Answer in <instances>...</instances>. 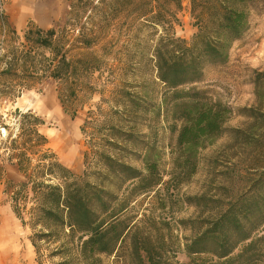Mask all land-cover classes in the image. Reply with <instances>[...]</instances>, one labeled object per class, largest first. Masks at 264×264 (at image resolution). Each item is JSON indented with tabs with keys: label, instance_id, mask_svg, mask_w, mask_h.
<instances>
[{
	"label": "trees",
	"instance_id": "obj_1",
	"mask_svg": "<svg viewBox=\"0 0 264 264\" xmlns=\"http://www.w3.org/2000/svg\"><path fill=\"white\" fill-rule=\"evenodd\" d=\"M259 3L191 0L197 31L189 40L173 32L180 0H109L105 6L109 19L129 16L132 23L161 28L153 49L156 77L167 91L162 102L177 106L182 120L169 182L180 184L193 175L201 151L222 138L225 141L206 162L214 171L240 174L241 186L232 195L184 196L198 209L195 218L179 220L194 229L183 237L180 249L189 261L174 260L170 226L160 215L152 212L137 219L129 209L139 197L155 200L161 210L172 206L167 183L159 188L163 179L154 161L144 160L139 169L101 153L95 179L80 178L48 147L47 137L38 131L42 120L30 111L17 110L20 126L9 140L10 158L24 180L14 198L31 199L28 222L23 223L29 225L38 259L47 246L49 264H264V234L259 235L264 229V68L254 70L255 103L236 110L244 119L235 126L227 125L232 110L226 104L196 88H182L199 82L208 65L227 61L233 42L246 32ZM0 21L6 24L1 15ZM55 33L53 28L42 30L28 23L24 37L50 48ZM15 62L17 58L9 59L0 70V92L6 90ZM68 63L61 55L50 76L59 79ZM30 79L22 75L19 83L25 86Z\"/></svg>",
	"mask_w": 264,
	"mask_h": 264
},
{
	"label": "rangeland",
	"instance_id": "obj_2",
	"mask_svg": "<svg viewBox=\"0 0 264 264\" xmlns=\"http://www.w3.org/2000/svg\"><path fill=\"white\" fill-rule=\"evenodd\" d=\"M108 2L0 0V15L6 23L0 21V70L9 59H18L8 72L6 90L0 92V264L51 261L47 246L41 249L38 259L30 241L29 225L23 223L28 222L31 199L24 195L14 198L24 180L15 160L10 158L13 152L9 140L20 126L17 110L30 111L42 120L38 131L47 137L48 147L80 178L95 179L93 173L101 153L139 169L144 160L154 161L163 179L159 188L164 189L167 183L172 206L161 210L155 200L139 197L129 209L137 219L153 212L169 223L171 248L177 262L189 261L180 249L183 237L194 232L179 220L198 215V209L187 204L184 196L214 197L215 193L217 198H223L236 193L241 186L239 173L226 169L217 172L206 162L225 138L201 151L198 169L188 179L180 184L169 182L182 120L177 116V106L162 102L167 91L156 77L153 49L161 28L140 26L132 23L129 16L109 19L105 12ZM180 2V9L175 10L179 21L173 24V32L176 37L189 40L197 31L196 20L191 0ZM23 3L32 7L44 4L54 12L44 25L38 23L33 11L25 12V19L33 28L56 30L50 48L25 39L26 26L13 17L15 8ZM61 55L69 63L60 70L59 79H54L49 72ZM263 68L264 0H260L251 13L246 32L233 42L227 61L208 65L199 82L182 88H196L208 98L226 104L232 110L227 125L235 126L244 119L236 115V110L255 103L254 70ZM22 75L33 79L22 86ZM260 234H264V229Z\"/></svg>",
	"mask_w": 264,
	"mask_h": 264
},
{
	"label": "bare ground",
	"instance_id": "obj_3",
	"mask_svg": "<svg viewBox=\"0 0 264 264\" xmlns=\"http://www.w3.org/2000/svg\"><path fill=\"white\" fill-rule=\"evenodd\" d=\"M28 11H33V13L36 14L37 21L40 25H44L48 21L47 17L54 13L52 10L45 8L44 4H37L32 7L23 3L15 8V15L20 14L19 12L25 13ZM53 114L56 116L58 115L57 109L53 110Z\"/></svg>",
	"mask_w": 264,
	"mask_h": 264
},
{
	"label": "crops",
	"instance_id": "obj_4",
	"mask_svg": "<svg viewBox=\"0 0 264 264\" xmlns=\"http://www.w3.org/2000/svg\"><path fill=\"white\" fill-rule=\"evenodd\" d=\"M20 14H16L14 13V18L18 21L19 24H23V25H27L28 24V20L25 19V13H21L19 12ZM251 82H250V86H251ZM243 98L244 99V96H241L240 99ZM248 101H249V98H248ZM251 101V100H250Z\"/></svg>",
	"mask_w": 264,
	"mask_h": 264
}]
</instances>
